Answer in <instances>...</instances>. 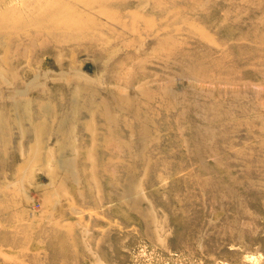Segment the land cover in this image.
<instances>
[{"label":"rangeland","instance_id":"rangeland-1","mask_svg":"<svg viewBox=\"0 0 264 264\" xmlns=\"http://www.w3.org/2000/svg\"><path fill=\"white\" fill-rule=\"evenodd\" d=\"M0 264H264V0H0Z\"/></svg>","mask_w":264,"mask_h":264}]
</instances>
